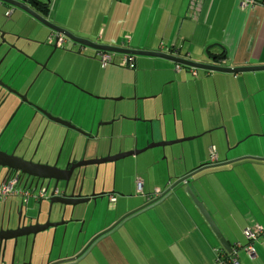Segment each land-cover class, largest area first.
Wrapping results in <instances>:
<instances>
[{
    "label": "crops",
    "instance_id": "1",
    "mask_svg": "<svg viewBox=\"0 0 264 264\" xmlns=\"http://www.w3.org/2000/svg\"><path fill=\"white\" fill-rule=\"evenodd\" d=\"M40 1L43 4L48 1L47 7L41 12L45 18L63 28L67 27L62 22H80V27L70 29L71 32L92 42L116 45L122 48L158 51L217 66L235 67L264 64V0H247L245 5L239 4L241 0H200L197 6L194 5V0ZM1 3L4 2H0V5H2ZM16 11L20 15L15 22L37 23L33 17L13 6L5 12L7 16L10 14L13 16ZM24 17L26 18L24 19ZM62 36L64 37V35ZM86 48L90 47L73 43L69 52L60 53L61 59L55 64L57 80L61 85L60 93L66 90L76 93L83 100L91 101L92 98L97 99L99 95L104 98L102 85L104 84L106 88L107 102L102 101L105 103L104 109L101 106L100 109L97 107L95 112L94 110L90 112L84 107L79 111H72L69 116L62 114L60 110L55 114V116L61 115L63 119H71L69 120L71 124L87 134H97L96 138H90L79 131L68 129L70 133L67 132L65 141L68 138L72 139L71 135H75L76 145L73 144V148L74 151L76 150V156L80 157L83 153L87 157L113 154L122 150L142 147L146 142H159L186 136L193 137L192 139L201 138L207 144L208 156L204 159L197 158L200 164L210 161L211 151L216 155L218 162L238 158L229 164L217 166L219 169L216 171H213L212 168L203 171L201 175L196 174L188 180L191 182L198 178L199 184L192 182L193 187L210 212L213 221L220 230L219 233L227 242L229 250L235 246L242 249L238 252L240 263L264 264V69L225 72L191 67L148 55H132V66L122 67L119 61L124 53L94 48H90L91 52L85 53ZM99 52L109 53L112 62L103 63L100 61ZM114 53L117 54L114 56ZM87 54H91L95 58L93 59ZM212 56H216V58L211 59ZM98 60L102 65L100 69H90L89 62L98 64ZM108 76H113L115 81L122 84L127 76L131 77L134 96L137 99L141 97L148 99L153 106L146 111L143 104L141 110L136 109L133 115L116 109L121 102L117 99L112 102V99L120 98L119 95L123 92L122 90L107 92ZM65 86H68V89H64ZM140 89L143 90L139 92ZM86 90L90 93L87 94ZM108 95L115 97L109 98ZM108 103L115 109L106 113L104 111ZM104 125H108V127H102ZM55 129H58L56 124ZM58 130L61 135L55 141V151H58L62 146L61 136L66 131ZM41 133L42 136L51 138L50 134L47 136V132L43 131V128ZM120 136L121 138H119ZM114 138L117 140L114 141ZM200 148L198 146L190 152L191 158L197 157ZM160 153L163 159L170 155L169 158L172 159L175 167L172 173L169 167V158H167L166 174L168 177L164 181L165 173L159 169L161 182L152 186L143 177L144 173L148 172L146 168L141 175L136 173L133 178L130 175L125 177L118 174L116 163L115 177L114 180H111L113 179V164L104 169L99 166L96 179L94 166L86 167L85 175L88 170L93 171L92 180L95 181L96 192L104 191L105 194L102 196L107 195L109 202L116 204L114 207L116 214L110 220H108L107 214L101 215L97 223H93L92 228L81 230L79 233L69 230L75 225L69 224L70 227L67 225L65 230L64 227L63 230L61 229L57 243L58 227L55 228V231L46 230L44 233L36 234L32 251L34 255H37V261L58 260L74 256L93 235L102 231V228H106L123 213L143 202L154 199L178 176H182L184 172L192 169H187L186 165L182 166L181 158L185 160L183 152L167 154L164 150H160ZM244 156L261 159L242 158ZM133 160L137 162V156H134ZM159 163L164 164V162ZM229 170L236 171V180L230 179L235 192H231L230 201L226 202L222 199V202L219 203L215 195L219 185L212 183L208 175L214 172L216 176L220 171ZM136 171H138L137 165ZM16 174L19 175V172ZM6 175L5 172L2 180L7 178ZM21 177L23 178L22 175ZM108 177L110 178L109 184L107 183ZM137 179L141 181V191L137 190ZM127 182L134 183L137 194H141L142 200L139 199V203L130 205L129 201H126L133 196V191L130 193L127 190ZM237 183L240 185L242 193L239 191ZM17 185L23 186L24 181H19ZM28 185L29 182L23 187L28 191H33ZM36 191L38 190L33 192ZM86 193L89 192L84 194ZM173 193H167L143 208L147 212V216H142L143 221L154 225L160 223L162 228L151 225L147 232L142 233V237L146 233L152 234L155 239L161 236V241L151 247L152 251L163 247L161 264H215L216 254L222 252L223 245L212 232L206 220L197 213V209H193L189 200L181 194L180 190ZM12 194L7 195L5 199L0 197V212L10 213L11 219L15 210L20 208L22 215L25 216V224L30 218L32 222L33 217H27L26 211L30 199L34 201L36 199L31 196L27 198L15 195V192ZM113 197L114 200H111ZM120 198L121 203L126 201L125 205L120 203ZM99 199L100 197H97L95 202ZM92 202L89 200L83 205L85 215L88 214L87 208ZM41 205L43 207L41 216L45 218L42 214L46 213L48 207L45 198L41 200ZM161 205L163 211L161 214L158 213L160 216L155 219L151 218L149 212ZM80 214L76 216V225L81 222L84 226L87 220L85 216L80 217ZM53 218L58 219L56 214ZM124 220L115 226H118L115 229L116 232L111 230L107 234L108 236L104 235L106 238L98 248H94L95 245H99V242L95 244L96 240L89 250H86L79 258L65 264H93L95 252L102 251L105 247L111 248V246L112 250L116 248L120 252L116 256L120 255L124 258L125 253L129 252L135 258H139L137 248L125 240L123 231L119 229L128 219ZM91 221L92 216L89 218V222ZM100 224L101 227H99ZM258 228H261L263 232L256 239L250 241L253 252L248 253L245 251L244 245L249 243V239L245 236L244 230ZM51 235L52 246L49 242ZM236 239L243 243L241 247L237 245L238 242L234 241ZM134 240L140 242L139 237H135ZM121 243H125V245ZM42 244L45 245L44 248ZM38 249L43 250L37 251ZM243 251L246 254L245 262L242 256ZM26 252L30 257V247H27ZM91 254L93 256L88 259Z\"/></svg>",
    "mask_w": 264,
    "mask_h": 264
},
{
    "label": "water",
    "instance_id": "2",
    "mask_svg": "<svg viewBox=\"0 0 264 264\" xmlns=\"http://www.w3.org/2000/svg\"><path fill=\"white\" fill-rule=\"evenodd\" d=\"M0 2L7 3L14 8H18L21 11L27 13L31 17H33L37 22H40L43 26L50 30H54L57 32V36L55 37V46L57 45V39L58 35H64L68 39L75 41L81 45L88 46L90 48L98 49V50H105V51H111V52H119V53H125V54H131V55H148V56H157L161 58H165L168 60H171L172 62L188 65L191 67L196 68H205V69H211V70H218V71H225V72H238V71H255V70H262L264 69V64H255V65H246V66H235V67H228V66H217L213 64H207V62H195L193 60H187L183 58H179L177 56L168 55L166 53L158 52V51H152V50H141V49H133V48H122L116 45H109V44H102L97 42H92L88 39L75 36L71 32L64 30L60 28L59 26L53 24V22L49 21L45 16L41 13L42 10H44L47 7L48 1H46V4H43L40 0H0ZM6 45H8V42H4ZM12 49L17 50V46L10 45ZM36 55L37 54L35 51ZM7 56V53L4 55V57ZM215 57H211V59H215ZM221 58V57H220ZM12 104V101H8L7 96L2 98V101L0 103V118L2 119L6 113L8 112L10 105ZM104 109V108H102ZM41 118H44L43 123V131L46 130L47 136L50 134L51 138L45 137V146L44 147H51L53 148L55 141L59 137L60 131L58 129H54L52 127H49L51 119L47 116L46 111L42 108ZM21 116L28 113V108L23 107L21 108ZM51 115V114H50ZM123 117H126L123 115ZM112 122V121H110ZM55 123H58L62 126H65L67 129H72L79 131L85 135H87L90 138H96L97 134H87V132L82 131L80 128L76 127L75 125L71 124V122L67 119H63L60 116H55ZM104 123V122H102ZM8 123H6L7 125ZM97 126L99 124H96ZM47 129L49 131H47ZM67 130L62 134L61 136V147L59 148L58 152L55 155V162L53 165L49 164H41L39 162H35L32 160V158H24L23 155H16L13 151L10 153H7L5 151L0 150V166L6 168V174H11L14 172L20 173V178L22 181H24V186L27 183L28 179H25L24 177H32L37 178L36 181L31 180L28 187L35 190H42L43 192H48V197L45 198L46 201H48V207L45 215L44 222H39L37 217L39 214V207L38 211L36 213V216L33 217L34 223L32 224L31 218L25 224V216L22 215L21 209H16L15 213L17 214V220H16V227H8L9 219H10V213L7 214V226H2V219L0 218L1 225H0V264H7L6 257L9 258V264H23L20 262V259L25 257L26 250L28 247V240L30 239V254L32 255L31 251L34 246L35 242V236L36 234L40 232H45L48 230V228H53L55 231V228L59 225H64V230L66 229V226L68 223H73L77 221V218H73V212L74 207L87 203L89 200L94 201L97 197H101L102 194H105L104 191L102 192H96L94 187V181L93 186L91 188V191L89 193H82V187H83V178L85 175V169L87 166H94L95 171V177L97 175V171L99 169L100 164L106 163V162H112L115 163L117 160L125 158L127 156L136 155L139 152L145 151L146 149L153 148V147H164L165 145H171L174 143H180L184 140L192 139L193 137H184L181 139H174V140H163L159 142H152L146 144L144 147L137 149L132 148L128 150H122L115 152L113 154L107 153L105 155L100 156H94V157H85V153L80 155V157L76 156V150L74 151L73 144L76 145L75 136L72 137V139H67ZM195 137V136H194ZM53 143L51 144V142ZM65 141V143H64ZM64 143V144H63ZM242 158H255V159H261L259 157H253V156H244ZM235 159H228L222 162H214L209 163L205 162L202 163L188 172H184L182 176H178L172 184H170L167 188L163 189L161 193L155 197L152 200L146 201L141 203L140 205L136 206L130 211H127L125 214H123L120 218H118L115 222H113L109 227L106 229L100 231L99 233L93 235V237L83 246L81 251H78L74 256L62 258L55 260L51 264H61L63 262H69L73 261L77 258H79L88 248L89 246L95 241L96 238H98L103 233H107V231H111L117 224H119L123 219H125L130 214L139 211L143 208H145L148 204L151 202L160 199L162 196L166 195L169 191L173 190L176 187H179L180 190H185L188 194L192 202L195 204L196 208L200 211V213L203 215L204 219L210 226L212 232L216 235V237L219 239L220 243L223 245V248L227 251H229V246L227 245V242H225L223 236L221 233H219V229L216 226L215 222L213 221L211 215L206 210L200 196L196 193V190L193 187V184L189 182L188 179H190L193 175L196 173L212 168L217 166H222L231 163ZM23 176V178L21 177ZM42 178H46L48 180L53 179L54 182L52 186L50 187L49 181L45 184L43 182H39L38 180ZM60 183H62V188L60 189ZM49 189V190H48ZM178 191L174 189V192ZM52 204H56L55 210H51ZM66 207H69L68 210H66ZM68 211V214L70 217H68L65 221L64 217L66 216V213ZM55 214L57 215L59 220H50V217H54ZM11 233H8V232ZM23 240V247L21 249L20 253H17V247H18V241ZM97 240V239H96ZM12 241L11 244V250H8L9 243ZM33 252V251H32ZM31 255L29 259L31 258ZM29 264V263H28Z\"/></svg>",
    "mask_w": 264,
    "mask_h": 264
},
{
    "label": "rangeland",
    "instance_id": "3",
    "mask_svg": "<svg viewBox=\"0 0 264 264\" xmlns=\"http://www.w3.org/2000/svg\"><path fill=\"white\" fill-rule=\"evenodd\" d=\"M1 4L3 6L0 5V22H8V23L15 22L16 18L18 17V15H20V13H18L16 11V13L13 16H11V14L9 16H7L5 11L8 8H11L12 6H10L7 3H1ZM7 5H9V7H7ZM17 10H20V9L17 8ZM25 18L26 17H24V19ZM58 23H61V22H58ZM62 23H64L63 25H65L67 28H63L62 26H60L57 23H55V25L61 27L62 29H65V30H67L69 32H71L70 29H72V28L73 29H78L80 27V22H62ZM88 23H91V22H88ZM71 33L74 34L73 32H71ZM50 34H51V31L47 28L46 30L44 29L43 31L34 32L33 35L38 37V39H42L45 42V41L49 40V35ZM56 35H57V32L55 31V36ZM74 35H76V34H74ZM39 44H40L39 47H35L34 51H36L37 54H43V55L48 53V51H49V49L51 47L49 45H46V44H41V43H39ZM72 44H73V42L71 40H69V39L66 40L65 39V41H61L59 44H57L55 46V50L51 54L52 55L51 58L54 59V63L55 64H57L58 61L61 59L60 53L69 52L70 46ZM91 51H92V49H90V48H86L85 49V53H88V52H91ZM116 54L117 53H114V56ZM87 55L90 56V57H93V55H91V54H87ZM94 58L95 57H93V59ZM49 61H50V59H49ZM98 62H97L98 64H96L94 62H89V64L90 63L92 64V65L88 64L89 68L92 69V70L100 69V66H102V65H101L99 60H98ZM64 67L66 69L65 61H64ZM102 75H104L103 72H102ZM107 83H108L107 84V92L108 91L111 92V91L122 90L123 94L119 95L120 98L112 99V102H115L116 99H117V101L121 102L120 106L116 107V109H120V111H122L123 113H128L129 115H133V114H135L136 109L137 110H141V106L143 104H144V110H146V111L150 110V108L153 106L151 103H149L148 99H145L143 97H141L140 99H137V97L134 96L135 94H134V89L132 87V79H131V77L127 76L125 78V82L122 84L120 82L115 81L113 76L112 77L108 76L107 77ZM60 86H61L60 82L57 80V75H55V114L59 113V110H60V111H62V114L69 116L72 111H74V110L79 111L80 109H82L84 107H85V109H89L90 112H92L93 110L95 112L98 108L100 109L101 106L103 108L104 107L103 105L107 102V99L105 97L106 88L104 87V84L102 85L104 98L99 95V97H97V99L92 98L91 101L83 100V98L79 97L76 93L67 92L66 90H64L62 93H60L59 92L60 88H61ZM64 89H68V86H65ZM142 90L143 89H140L139 92H141ZM86 92H87V94L90 93L88 90H86ZM108 97L110 98V97H115V96H109L108 95ZM103 100L105 101V103L102 102ZM108 100H110V99H108ZM101 102H102V104H100ZM60 107H63L62 108L63 110ZM114 109H115V107L114 106H110L109 103H108V104H106V110L104 112L107 113V111H113ZM58 116L62 117L59 114H58ZM68 120H71V119H68ZM55 124H56L57 128L60 129L61 131L67 130V132L70 133L69 130L65 126H62V125H60L58 123H55ZM102 127H108V125H104ZM13 133H11L9 136L6 137L7 143L12 138ZM71 136L73 137L75 135L73 134ZM182 137H186V136H181V137L173 138V139H169V140L181 139ZM119 138H121V136ZM116 140L117 139L114 138V141H116ZM148 143L149 142H146V144H148ZM195 143H197V145H195ZM108 144H109V141H108ZM146 144H144L142 147H144ZM206 145L207 144L204 143L201 138H197L196 137L194 139L184 140V141H182L180 143H174V144H171V145H166L165 147H161L163 149H158L160 147L149 148V149H146L145 151L139 152L137 155L127 156L125 158L117 160L115 163H112V162L102 163V164H100V166H101V168L104 169L107 166H111V164H113V172H112V178L113 179H111V180H114V177H115L114 173H115V164L116 163H117L118 174L123 175L125 177L130 175V177L133 178V176L136 173L138 175H141L142 171L146 168L148 170V172L144 173L143 177H145L146 180L152 186L153 184H159L161 182L159 169H160V171L162 173H165L166 177L164 176V181L168 177V175L166 174L167 167H168L167 164H166V159L169 158L170 155H168L166 159H163L162 155L160 153V150H164V152H166L167 154H171V153L180 154V153L183 152L185 154V160H183L181 158V161H182L181 164H183L182 166L186 165V167H188L187 169H191V168H194V167L200 165L199 160L197 158L204 159L206 156H208V147H206ZM198 146L201 147L200 151H198L197 157L193 159V158H191V156L189 154H190L191 151L196 149ZM142 147H138L137 149H140ZM104 153H106V152H104ZM134 156H137V162H136V160H133ZM168 160H169V167H170V169H171V171L173 173V168L175 167V164L173 163L171 158H169ZM159 162H162V163L164 162V164L161 165V163H159ZM136 165L138 166V171H136ZM91 166L90 167L87 166V167L91 168ZM212 168H213V171H216V170L219 169L218 167H212ZM212 168L204 169V170H202V171H200V172H198L196 174H200L201 175L203 173V171H206V170H209V169H212ZM5 172H6V168L0 166V181L2 180L3 175L5 174ZM92 174H93V171L88 170L87 174L85 175V183H84L83 192H90V189H91V186H92V183H93ZM208 176H209V178H210L212 183H216V184L219 185L218 192L215 193L217 201L219 203L222 202V199L224 201H226V202L230 201L231 192L232 191L235 192V189L232 186V183L230 182V179L232 178V180H234V181L236 180V178H237L236 177V171H234V170L233 171L229 170V171H225V172H221L220 171L219 174H217L216 176H215V173L213 172L212 174H209ZM95 179H96V177H95ZM125 180H128V178H125ZM109 182H110V178L108 177L107 183L109 184ZM193 182L196 183V184H199L198 178L195 179ZM94 185H95V181H94ZM164 185L165 184L163 182V187H164ZM59 186H60V189H61L62 188V183H60ZM237 187H238L239 191H241V193H242V189H241V187H240V185L238 183H237ZM174 189L175 190H180L179 187H176ZM174 189L169 191L168 194L169 193L174 194L173 193ZM96 190H97V187L95 186V191ZM127 190L130 193L133 191L132 198H128L126 200V201H129L130 205L135 204L136 202L139 201V199L142 200L141 194H137V192H136V188H135L134 183L127 182ZM180 192H181V194L184 197H186L189 200V202L192 205L193 209L196 210L197 208H196L195 204L192 202V200L190 199L189 194L185 190H180ZM126 201L121 203V198H120V203L122 205H125ZM43 202H45V201H43ZM84 204L85 203L79 204V205L74 207L75 208L74 209V215L75 216L73 217V215H72V217L73 218H77L76 216L79 213H81L80 217L85 216V218L87 220L86 224L84 226L81 224V222L79 224H77V225H73L72 227L69 226L70 227L69 230H72L75 233H79L81 230L82 231L83 230H87V229L89 230L90 228H92L93 227V223L96 224L98 218H100V216L103 215V214H107L108 220L112 219V217L116 214V209L114 208L116 206V204L109 202L107 195L101 196L100 199L97 202L90 203L89 207L87 208V212H88L87 215H85L83 213L84 212L83 211L84 210L83 209V205ZM204 206H205V204H204ZM36 207H37V203L33 199H30V201L28 202V206H27L26 216L27 217H35V215L37 213ZM76 207H77V209H76ZM205 208H206V206H205ZM67 209H69V207H67ZM206 210L208 211L207 208H206ZM162 211H163V209H162V205H161V206L155 208L154 210H151L149 212V216L151 218L155 219L157 216H160L159 214H161ZM125 213H123V214H125ZM197 213L200 214L203 217V215L200 213V211L198 209H197ZM208 213L210 214L209 211H208ZM69 214H68V211H67L66 216L70 217ZM143 215L147 216V212L145 211V209H141L139 211H136V212L130 214L129 216H127L128 220L125 218V220H127V221L125 222L123 227L119 228V229H121L123 231L125 240H128L131 244L134 245L135 248H137L139 258H135V256L132 255L129 252L125 253L124 258L120 257V255L116 256L117 254H120V252L116 248H114V250H112V246H111V248L105 247L104 249H102V251L99 250L98 252H95L96 255H95V258H94L95 261L93 260V264H161V261L163 259V255H162L163 247L158 248L155 251H152V249H151V247L155 246L158 241H161V239H162L161 236H158L155 239L152 234L146 233L142 237V233L147 232L151 228V225L157 226V227L160 226L161 228H162V225L160 223H158L159 225H157V224L154 225V224H149V223L144 222L143 221L144 219L142 218ZM90 216H92V221L91 222H89ZM121 216H119L118 218H120ZM115 221L116 220H113L111 222V224L113 222H115ZM76 222L68 223V225L69 224H75ZM111 224L107 225L106 228L109 227ZM101 226L102 225L100 224L99 227H101ZM57 227L59 229L57 230L56 243L59 241V234L61 232V229L63 230L64 225L62 224V225H59ZM117 227L113 228L112 230H115ZM106 228H104V229H106ZM104 229L102 228L101 230H104ZM52 231H54V229H52ZM116 231L117 230H115L113 232H116ZM41 233H44V232H41ZM41 233H38V234H41ZM81 233H84V232H81ZM108 233L109 232L107 231V233L105 232L102 235H100L98 238H96L97 241L95 242V244L97 242H99V245L98 246L95 245L94 248H98L100 246V244L105 240L106 236H108L107 235ZM105 234H106V236H104ZM238 236L240 237L239 233H238ZM135 237H139L140 238V242H136L134 240ZM243 238L245 239L244 236H243ZM51 239H52V235L49 238L50 245L52 246L53 240H52V243H51ZM234 241L238 242L237 245L239 247H241V245H243V243L239 239H236ZM92 244L89 246V248L92 246ZM121 244L125 245V243H121ZM51 246L48 247L49 250H50ZM22 247H23V240H20V242L18 244V247H17V253L21 252ZM44 247H45V245H43V248ZM82 248L83 247H81L78 251H81ZM89 248L87 250H89ZM8 250L9 251L11 250V245L8 246ZM39 250H43V249H38L37 251H39ZM239 250H242V249L238 248V252H239ZM92 256H93V254L89 255L88 259L91 258ZM242 256H243V260L245 262L246 261V254H245L244 251H243ZM75 260H73V261H75ZM6 261H7V264H9V258L8 257H6ZM73 261L63 262L61 264L70 263V262H73ZM71 264H73V263H71Z\"/></svg>",
    "mask_w": 264,
    "mask_h": 264
},
{
    "label": "flooded vegetation",
    "instance_id": "4",
    "mask_svg": "<svg viewBox=\"0 0 264 264\" xmlns=\"http://www.w3.org/2000/svg\"><path fill=\"white\" fill-rule=\"evenodd\" d=\"M38 24V22H0V103L5 96H7L8 101H12L6 115L2 119L0 118V150L7 153L13 151L14 154L23 155L26 159L32 158L35 162L53 165L55 162V152L57 153L58 151H55V144L53 148L44 147L46 138L42 136L41 132L45 121L44 118H41L40 111L43 108L46 113L51 114H47L48 117L53 119L50 121L49 127H53L55 130L56 72L54 59L51 58V54L55 50V37L57 35L55 36L54 30L49 29L51 34L48 41L44 42L42 39H38V37L33 35L34 32L47 29L42 24ZM53 24L55 26L54 22ZM62 38L63 40L68 39L65 36H62ZM4 42H8V45ZM72 42L77 43L75 41ZM39 43L51 47L48 53L44 55L35 54L34 48L39 47ZM56 44L58 43L56 42ZM10 45L17 46V50L10 48ZM6 53L7 56L4 57ZM23 107L28 108V113L20 117L22 113L21 108ZM6 123L8 124L6 125ZM47 131L49 130L47 129ZM11 133H13V136L7 143L6 137ZM85 157L87 156L85 155ZM24 178L28 179L27 183H30L31 180H37V178H27L26 176ZM38 181L44 184L49 181L50 187L54 182L53 179L48 180L46 178H40ZM82 193H85L83 192V187ZM47 197L48 193L44 192L41 198L36 199L37 206L41 207V200ZM54 207L56 205L52 204L51 210ZM42 208L39 209L37 217L39 222H44L45 220L41 216ZM36 209L38 211L37 207ZM66 210H68L67 207ZM42 214L45 217L46 213ZM17 217V214L14 212V215L12 214L11 219H9L8 227H16ZM0 218L2 219V226L6 227L7 213L0 212ZM64 218L63 220L65 221L68 216ZM50 220H55V218L50 217ZM33 223L34 220L32 221ZM49 230H52V228H48L47 231ZM8 233L11 232L9 231ZM11 244L12 241L9 245ZM29 245L30 239L28 240V247ZM54 261L55 259L44 260L43 262L41 260L37 261V255H34L33 252L30 259L27 252L25 257L20 259V262L23 264H51Z\"/></svg>",
    "mask_w": 264,
    "mask_h": 264
},
{
    "label": "built area",
    "instance_id": "5",
    "mask_svg": "<svg viewBox=\"0 0 264 264\" xmlns=\"http://www.w3.org/2000/svg\"><path fill=\"white\" fill-rule=\"evenodd\" d=\"M199 2H200V0H194L193 1L195 6H197L199 4ZM246 3H247V0H241V2L239 4L245 5ZM62 40H63L62 36H59L57 43L59 44ZM98 56L100 58V61H102L103 63L112 62V58H111V55L109 53L99 52ZM119 62H120L119 64L121 66H123L127 63H131L132 57L124 56ZM209 159H210L209 162H211V163L217 162L216 155L214 154L213 151L210 152ZM16 173L17 172L7 174L6 175L7 178H4L0 182V197L1 198L5 199L7 197V195H10V194L13 195L12 194L13 192H15V195H21V196L27 197V198L31 196V197H34L35 199H39L44 195V192L42 190H38L36 192H33V191L26 190L23 187L24 185L23 186L17 185V183L19 181H21L22 179L20 178V173H19V175ZM136 185H137V190L141 191V181H139V179L136 180ZM23 200H26V199H23ZM111 200H114V197ZM262 232H263V230H261V228H258L255 230H249V229L244 230L245 236L249 239V243L247 245H244L245 251H247L248 253L253 252L250 241L256 239L260 235V233H262ZM237 249L238 248L235 246L231 250V252L224 253L223 250H221L222 252H217L215 264H240L236 259Z\"/></svg>",
    "mask_w": 264,
    "mask_h": 264
},
{
    "label": "trees",
    "instance_id": "6",
    "mask_svg": "<svg viewBox=\"0 0 264 264\" xmlns=\"http://www.w3.org/2000/svg\"><path fill=\"white\" fill-rule=\"evenodd\" d=\"M121 56H122V55H121ZM124 56H130V57H132L131 54H125V53H124V55L122 56V58H123ZM122 58H121V59H122ZM132 64H133V59H132V62H131V63H127V64L123 65L122 67H130V66H132ZM209 163H211V162H209ZM166 195H167V194H166ZM221 250H223L224 253H228L227 250H224V249H221ZM236 259H237V261L240 263V261H239V259H238V251H237ZM240 264H241V263H240Z\"/></svg>",
    "mask_w": 264,
    "mask_h": 264
},
{
    "label": "clouds",
    "instance_id": "7",
    "mask_svg": "<svg viewBox=\"0 0 264 264\" xmlns=\"http://www.w3.org/2000/svg\"><path fill=\"white\" fill-rule=\"evenodd\" d=\"M225 250V249H224ZM232 250V249H231ZM231 250L227 251V252H231Z\"/></svg>",
    "mask_w": 264,
    "mask_h": 264
}]
</instances>
